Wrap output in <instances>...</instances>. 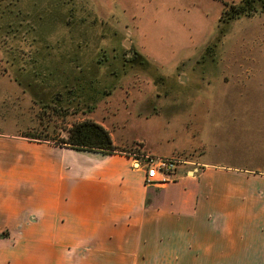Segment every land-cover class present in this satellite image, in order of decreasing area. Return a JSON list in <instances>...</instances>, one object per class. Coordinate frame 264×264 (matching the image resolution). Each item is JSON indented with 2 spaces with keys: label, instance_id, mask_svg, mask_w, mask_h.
<instances>
[{
  "label": "rangeland",
  "instance_id": "1",
  "mask_svg": "<svg viewBox=\"0 0 264 264\" xmlns=\"http://www.w3.org/2000/svg\"><path fill=\"white\" fill-rule=\"evenodd\" d=\"M239 1L0 0L3 145L99 124L115 153L264 166V9Z\"/></svg>",
  "mask_w": 264,
  "mask_h": 264
},
{
  "label": "crops",
  "instance_id": "2",
  "mask_svg": "<svg viewBox=\"0 0 264 264\" xmlns=\"http://www.w3.org/2000/svg\"><path fill=\"white\" fill-rule=\"evenodd\" d=\"M5 141L0 235L23 238L0 237V264H264V166L202 159L146 185L134 153Z\"/></svg>",
  "mask_w": 264,
  "mask_h": 264
},
{
  "label": "trees",
  "instance_id": "3",
  "mask_svg": "<svg viewBox=\"0 0 264 264\" xmlns=\"http://www.w3.org/2000/svg\"><path fill=\"white\" fill-rule=\"evenodd\" d=\"M259 9H264V0H240L236 4L230 5L229 10H226L224 13L230 11V14L232 12V16H240ZM82 125H87V123ZM93 127L92 129H86L80 125L73 126L70 130L69 139L61 141L60 144L69 145L77 149L100 151L104 154L113 153L116 148L108 131L99 124H93ZM94 131L98 133L97 138L93 136Z\"/></svg>",
  "mask_w": 264,
  "mask_h": 264
},
{
  "label": "built area",
  "instance_id": "4",
  "mask_svg": "<svg viewBox=\"0 0 264 264\" xmlns=\"http://www.w3.org/2000/svg\"><path fill=\"white\" fill-rule=\"evenodd\" d=\"M134 156L137 159L135 167L145 170L146 185L167 184L174 179L177 170L184 162L174 155H158L150 152L134 154Z\"/></svg>",
  "mask_w": 264,
  "mask_h": 264
},
{
  "label": "water",
  "instance_id": "5",
  "mask_svg": "<svg viewBox=\"0 0 264 264\" xmlns=\"http://www.w3.org/2000/svg\"><path fill=\"white\" fill-rule=\"evenodd\" d=\"M130 54H132V52H130Z\"/></svg>",
  "mask_w": 264,
  "mask_h": 264
},
{
  "label": "flooded vegetation",
  "instance_id": "6",
  "mask_svg": "<svg viewBox=\"0 0 264 264\" xmlns=\"http://www.w3.org/2000/svg\"><path fill=\"white\" fill-rule=\"evenodd\" d=\"M135 54V53H134ZM138 57V56H137Z\"/></svg>",
  "mask_w": 264,
  "mask_h": 264
}]
</instances>
